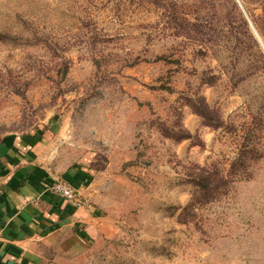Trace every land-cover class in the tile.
<instances>
[{
    "label": "rangeland",
    "instance_id": "obj_1",
    "mask_svg": "<svg viewBox=\"0 0 264 264\" xmlns=\"http://www.w3.org/2000/svg\"><path fill=\"white\" fill-rule=\"evenodd\" d=\"M37 130L93 168L78 264H264L261 0H0V140Z\"/></svg>",
    "mask_w": 264,
    "mask_h": 264
},
{
    "label": "crops",
    "instance_id": "obj_2",
    "mask_svg": "<svg viewBox=\"0 0 264 264\" xmlns=\"http://www.w3.org/2000/svg\"><path fill=\"white\" fill-rule=\"evenodd\" d=\"M47 130L0 140V264H78L109 224L83 160L58 165ZM65 178L85 198L73 204L50 185Z\"/></svg>",
    "mask_w": 264,
    "mask_h": 264
},
{
    "label": "built area",
    "instance_id": "obj_3",
    "mask_svg": "<svg viewBox=\"0 0 264 264\" xmlns=\"http://www.w3.org/2000/svg\"><path fill=\"white\" fill-rule=\"evenodd\" d=\"M50 188L73 204H83L85 198L80 191L65 178H56Z\"/></svg>",
    "mask_w": 264,
    "mask_h": 264
},
{
    "label": "trees",
    "instance_id": "obj_4",
    "mask_svg": "<svg viewBox=\"0 0 264 264\" xmlns=\"http://www.w3.org/2000/svg\"><path fill=\"white\" fill-rule=\"evenodd\" d=\"M261 1H262V8H263V14H264V0H261ZM190 104L192 105L194 109H196V111L199 114L206 115L208 113L206 110H204L206 108L205 106L206 104L204 103V101H202L200 96L196 100L190 102ZM206 177L207 175L200 174V176L196 178V183L200 186L201 189H203V191L209 188V180Z\"/></svg>",
    "mask_w": 264,
    "mask_h": 264
}]
</instances>
